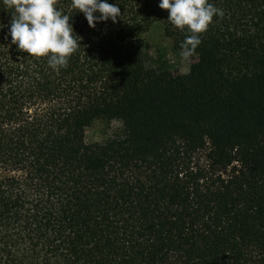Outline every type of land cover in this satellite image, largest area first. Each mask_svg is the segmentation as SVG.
Wrapping results in <instances>:
<instances>
[{
  "label": "trees",
  "instance_id": "1",
  "mask_svg": "<svg viewBox=\"0 0 264 264\" xmlns=\"http://www.w3.org/2000/svg\"><path fill=\"white\" fill-rule=\"evenodd\" d=\"M108 2L92 28L57 0L81 44L57 72L0 0V264H264V0H208L224 15L178 80L142 35L190 33L159 0ZM96 120L121 126L88 143Z\"/></svg>",
  "mask_w": 264,
  "mask_h": 264
},
{
  "label": "clouds",
  "instance_id": "2",
  "mask_svg": "<svg viewBox=\"0 0 264 264\" xmlns=\"http://www.w3.org/2000/svg\"><path fill=\"white\" fill-rule=\"evenodd\" d=\"M2 2L13 10L8 32L11 43L28 56L47 57V64L53 71L67 67L68 58L81 44L69 23L71 17L56 6L57 0ZM71 7L82 12L92 28L108 20L116 23L121 15L119 4L108 0H71ZM158 7L168 10L167 20L173 26L190 33L180 45L184 58L194 54L201 43L199 34L208 30L213 17L224 15L223 10L208 0H159Z\"/></svg>",
  "mask_w": 264,
  "mask_h": 264
},
{
  "label": "rangeland",
  "instance_id": "3",
  "mask_svg": "<svg viewBox=\"0 0 264 264\" xmlns=\"http://www.w3.org/2000/svg\"><path fill=\"white\" fill-rule=\"evenodd\" d=\"M142 43L149 64L168 70L170 76L175 80L185 76L190 65L196 60L194 55L184 58L181 50H174L172 40L165 36L160 24H155L142 35ZM120 126V122L116 120L111 122L96 120L84 127V138L88 143L102 142Z\"/></svg>",
  "mask_w": 264,
  "mask_h": 264
}]
</instances>
